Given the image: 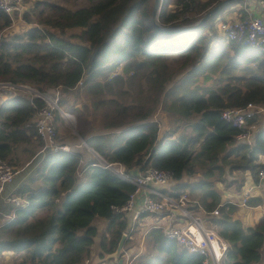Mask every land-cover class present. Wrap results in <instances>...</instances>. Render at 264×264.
<instances>
[{"label":"trees","instance_id":"obj_1","mask_svg":"<svg viewBox=\"0 0 264 264\" xmlns=\"http://www.w3.org/2000/svg\"><path fill=\"white\" fill-rule=\"evenodd\" d=\"M155 1L35 2L29 12L35 25L10 39L0 37V83L37 92L59 89V107L82 121L78 135L97 133L85 143L107 163H120L128 171L165 170L174 181L199 176L176 190L187 191L206 212L218 209L211 224L229 246L221 264H260L264 215L254 228H244L232 218L237 207L221 204L217 184L229 186L227 178L235 170L248 172L257 183L264 167L257 162L264 156V126L251 145L236 144L238 131L220 116L249 103L264 106V56L226 40L214 46L215 21L225 7L240 1L223 4L206 20L223 0H160L152 17ZM10 25V17L0 12V33ZM15 91L0 96V159L12 167L27 165L24 181L10 193L25 207L2 202L4 213L13 217L0 225V255L21 254L19 264H81L90 257L98 219L107 221L108 234L99 242L100 256L114 253L127 226L125 213L115 209L135 186L102 168L90 153L84 161L83 148L85 153L61 150L64 144L57 140V149L44 150L31 163L44 145L34 122L45 102ZM158 112L179 125L170 130L168 123L160 133L159 121H150ZM128 125L119 133L102 134ZM178 128L183 132L173 138ZM247 203L259 201L249 198ZM147 238L148 249L137 264L202 262L200 255L178 249L160 229ZM130 242L127 238L123 246Z\"/></svg>","mask_w":264,"mask_h":264},{"label":"built area","instance_id":"obj_2","mask_svg":"<svg viewBox=\"0 0 264 264\" xmlns=\"http://www.w3.org/2000/svg\"><path fill=\"white\" fill-rule=\"evenodd\" d=\"M24 6L25 0H0V12L10 17L11 23L14 21V16L19 15L24 10ZM248 13L237 20L221 21L217 25V29L226 41L243 44L264 55V17ZM0 87L23 90L29 94L31 99L38 98L45 102V106L36 113L34 122L36 133L44 143L40 153L46 149H57L54 116L57 112H60L59 89H54L48 94L34 91L27 86L14 87L0 83ZM262 113H264V106L249 103L243 108L225 109L220 116L222 120L238 131L234 138L236 144L251 145L257 128L256 124L250 123V121L256 119ZM72 148L73 146L67 144L60 146L63 151H69ZM95 156L102 168L135 186V191L130 195L127 202L122 207L116 208V212L128 214L133 209L135 196L141 190H146L141 206V214L156 217L166 214L179 217L180 221L176 224L169 221L160 226L163 235L174 241L180 250L200 255L202 257L201 264L222 263L228 245L217 233L206 228L204 221V218L218 216V209L206 212L197 201L189 197L186 191L170 193L162 191L167 187L172 191V185L175 183L168 171L150 167L139 174L132 175L122 164L107 163L98 155ZM91 166H96V164ZM18 173L19 171L15 170L14 167L0 159L1 196L5 191V187L13 182ZM258 182L264 184V167L258 172ZM249 198L250 189L245 188L240 204L247 206ZM5 202L15 206H19L21 203L18 198L10 196L6 197ZM137 217L138 215H135L133 220L138 219ZM130 232L126 230L123 232L126 239Z\"/></svg>","mask_w":264,"mask_h":264},{"label":"crops","instance_id":"obj_3","mask_svg":"<svg viewBox=\"0 0 264 264\" xmlns=\"http://www.w3.org/2000/svg\"><path fill=\"white\" fill-rule=\"evenodd\" d=\"M246 1H249V0H243V3L241 1V2H237L235 4H232L230 6L225 7L222 10V12L220 13L218 19L215 21L216 29H217V25L221 21L235 20L238 15H239V17H242L243 15L245 16V15L249 14L248 12H250L251 14H254V15H259V16L264 17V0H252L253 3H247ZM241 3H242V7L240 6ZM220 37L221 38H218V40L215 41L214 46H216L220 40H225L221 35H220ZM4 97L6 98V96H4ZM4 97L2 96V99H5ZM56 114L60 115V112H57ZM80 146H82L83 149L87 148L89 151H92L94 153V151L92 149H90L86 145V143L82 140H81ZM83 149H81L82 152H84ZM78 152H80V151H78ZM90 154L92 155V153H90ZM93 157L96 159L95 156H93ZM85 158L86 159L88 158V154H86V153L84 154V158H83L84 161H86ZM258 159L262 160V159H264V156H259ZM259 162L260 161H258V163ZM79 171L80 170H78V172ZM25 172L26 171H24L23 173H25ZM129 172L132 175H136V174H139L141 171L134 169V170H129ZM24 176L25 175L21 174V172L19 170V173L14 178L13 182L11 184L7 185L5 187V191H4L3 195L2 196L0 195V219H1V217L6 218L7 220L12 219V217H13L12 213H10V214H8V212L4 213L3 207H2V202L5 201L6 197L10 196V193L15 192L16 188L19 187V185L24 181ZM241 178H244V180L242 182H241ZM189 180L191 182L187 181L186 179H185V181H183V179H181L180 181H175V183L172 185V191H170L168 189V187L163 189L162 191H164L166 193L167 192L168 193L174 192V191H177L176 187H178L179 185L193 184L195 182V181L192 182V179H189ZM234 181H238V182H234ZM231 182H233V183H230V184H232L231 186H235V188L218 189L220 192V195H221V204H228L229 203V204L235 205L237 207V210L233 214L232 218L234 220H238L244 228H254L255 225L259 222L260 218H262V216L264 215V184H260L259 182H257V183L253 182L249 173H248V176H246V177L245 176H239L237 178H233V179H231ZM230 184H228V185H230ZM239 184H241V186H240L239 190H237V185H239ZM219 186L224 187V185H221V184H219ZM245 188L250 189V198H252L254 200H258L259 201V203H257L258 205L250 206L247 203V206H242L240 204L242 194H243V191ZM238 191H240V192H238ZM178 192H181V191H178ZM145 193H146V190H141L135 196L132 211H130L128 214H125L126 221H127L126 231H131L127 238H130L131 242H130L129 246H125V247L123 246L122 253L120 256V259H122V264H133L134 261H136L135 264H137L143 258V256L146 254V251L148 248L147 234L151 230L160 229L162 231V229L160 228V226L162 224L167 223L169 221H172V224H176L180 221V218L177 216L172 217L171 215L162 214V215H160L161 218L155 219L158 223L151 225L149 228H145L146 227L145 223L139 224V221L142 218L145 219V217L148 216L146 214L140 213L142 202H143V197H144ZM196 193L198 194L199 191H197ZM170 195H174V194H170ZM192 197L194 198L195 196L192 195ZM12 206H15V205H12ZM19 207H25L24 201L21 200ZM1 215H3V216H1ZM135 215H138V217H137L138 219H136L134 221L133 219H134ZM151 217H156V216H151ZM216 217H218V216H214V217L212 216V217H208L206 219L204 218L206 228L214 231L215 233H217V230H216V227L211 224V220L213 218H216ZM99 220L104 222L105 227H106L107 221L104 219H98L96 221H99ZM1 221H2V219H1ZM96 221L94 222L95 226H96ZM103 227H104V225H103ZM97 230H98L97 236L95 237V242L92 246L90 257L87 260H85L84 262H82L81 264H105V263L106 264H118L113 259L108 258V256L110 254L105 256L104 258H101L99 242H100L103 235L108 237V234L105 233L104 231H103V233H100L102 230H99V229H97ZM144 240L146 243V249L144 247ZM137 243L140 245H137ZM228 248H229V246H228ZM261 257H262V259H261L260 264H264V247L261 250ZM21 261H22V255L15 253L13 251H5V252H2L0 255V264H19Z\"/></svg>","mask_w":264,"mask_h":264},{"label":"rangeland","instance_id":"obj_4","mask_svg":"<svg viewBox=\"0 0 264 264\" xmlns=\"http://www.w3.org/2000/svg\"><path fill=\"white\" fill-rule=\"evenodd\" d=\"M38 1H42V0H25V6H24V10L23 11H21V13L19 14V15H15L14 16V21L11 23V25L8 27V28H6V29H4L1 33H0V37H4L5 39H10L12 36H14V35H20V34H22L24 31H26L27 29H29V28H31V27H33L35 24H34V22L32 21V20H35V18H34V16L33 15H29L30 13V9L33 7V4L35 3V2H38ZM238 1H242V3H243V0H238ZM247 3H253V1L252 0H249V1H246ZM242 3H241V7H242ZM170 8H173V6H171ZM24 12L26 13V15L29 17V20L30 21H32V22H28V20L26 19V17H24L23 15H24ZM239 15L236 17V19L235 20H237V19H240L241 17H239ZM32 19V20H31ZM37 26V25H36ZM215 28H216V25H215ZM216 35L218 36V38H221L220 37V35H219V31H218V29H216ZM264 56V55H263ZM262 58H264V57H262ZM171 66H174V65H176L177 64V62H175V61H170V63H169ZM184 72H186V71H183L182 73H180L176 78H175V80H177V79H179L183 74H184ZM124 87V86H123ZM15 90H20V89H7V88H2V87H0V93L1 92H4V94L3 95H0L1 96V98H2V96H5V94L6 93H8V94H11V95H14V94H18V92L19 91H15ZM32 90H33V88H32ZM23 91V90H22ZM35 91V90H34ZM51 91L52 90H50V91H47L46 93H48V94H50L51 93ZM25 92V91H24ZM28 96H29V94L27 93V92H25ZM26 95V96H27ZM30 97V96H29ZM70 98V100H72V97H69ZM83 98H84V95H81L80 96V100H83ZM63 112V113H62ZM62 113V114H61ZM65 112L61 109V107H60V115L62 116H60L59 114H56L55 116H54V124H55V128H56V140L58 141V142H61V143H63V144H67V145H71V144H75L76 143V141L78 140V139H87V137H89L92 133L91 132H88V133H85V136L84 137H82V136H80V135H78V133H77V131L78 130H83V126L81 125V123H82V121H80L75 115H73V114H70V113H65ZM159 113H161V112H158L157 113V115L155 116V118L159 115ZM90 119H91V121H92V123H95V118L94 117H90ZM157 119V118H156ZM156 121V120H155ZM157 121H159V123H160V133H162L166 128H168V123H172L171 125H170V130H174L175 129V127H176V125H179L178 123H173L172 122V120H165V119H161V118H158L157 119ZM255 124H256V128H257V131H258V129L260 130L261 129V127H263L264 126V113H262L261 115H259L258 117H256V120H255ZM110 130V129H109ZM105 131H107V130H105ZM102 132H104V131H102ZM183 132V129L182 128H178V130H177V132L173 135V138H176L178 135H179V133H182ZM93 133H95V132H93ZM102 134H105V133H102ZM160 137H161V135H160ZM85 148V147H84ZM228 150H229V148H228ZM85 151L87 152V154H89V153H92V155L93 156H95V154L96 155H98L97 153H93L92 151H89L87 148H85ZM18 154H19V152H18ZM99 156V155H98ZM96 157V156H95ZM24 156H22V159H23V161H22V163H24L26 160H24ZM258 161H260L259 163H261V164H264V159H258ZM257 161V162H258ZM25 166H27V165H25ZM24 166V167H25ZM24 167H14V169L15 170H17V171H19L20 170V172H21V174H24L23 172V168ZM30 171V170H29ZM28 171V172H29ZM27 172V173H28ZM24 175H26V174H24ZM239 176H248V172H243L242 170H235L234 171V173H233V175L232 176H228V178H227V182L228 183H233V182H231V179H233V178H237V177H239ZM199 176H195V177H193V178H188V177H184L183 178V181H185V179L187 180V181H190L189 179H192V182H196V181H198L199 180ZM191 182V181H190ZM234 182H238V181H234ZM218 185V189H223V188H235V186H231L232 184H230L229 186H225L224 185V187L223 186H219V184H217ZM236 191V190H235ZM237 192V191H236ZM238 192H240V191H238ZM192 196V195H191ZM191 198V197H190ZM192 199V198H191ZM149 216V217H148ZM148 216H146L145 217V219H141L140 221H139V224H141V223H145V225H146V227L145 228H149L151 225H154V224H157L158 222L155 220V219H159V218H161V216L159 217H151L150 215H148ZM1 219H2V221H1ZM0 219V225L3 223V222H5L7 219L6 218H4V217H2ZM103 225H104V227H103ZM96 227H97V229H99V230H102L100 233H103V231H104V229H105V224H104V222H102L101 220H99V221H96ZM137 245H140V244H138L137 243ZM140 247V246H139ZM144 247H145V249H146V243H145V240H144ZM148 249V248H147ZM145 252V251H144ZM136 263V261H134L133 262V264H135ZM106 264V263H105Z\"/></svg>","mask_w":264,"mask_h":264},{"label":"water","instance_id":"obj_5","mask_svg":"<svg viewBox=\"0 0 264 264\" xmlns=\"http://www.w3.org/2000/svg\"><path fill=\"white\" fill-rule=\"evenodd\" d=\"M231 1H233V0H223V2L221 4L215 6L209 13H207L202 20H206L211 15H213L218 9H220V7L223 4L229 3ZM159 10H160V0H156L155 1V6H154V10H153V13H152V17H156ZM161 116L162 115L159 114L156 118L158 119ZM156 118L154 117L150 121H155V120H157ZM129 126L130 125L124 126V127H120V128H117V129H110V130L104 131L102 133H105V134L119 133V132L125 130L126 128H128ZM96 134L97 133H92L89 137H87V139L92 137L93 135H96ZM81 140L85 142L86 139H84V140L83 139H78L75 144H71V146H73V148H72L73 150L80 151L83 148L82 146H80ZM43 154H44L43 152L38 153L37 157L34 160H32L31 163L34 164L35 162H37L39 157H41ZM82 167H83V163L80 164V166L78 167V170H81ZM125 240H126V236L122 235V237H121V239H120V241L118 243V246L116 248V251L108 256L109 259H113L118 264H122V259H120V256H121V253H122V249H123V245H124Z\"/></svg>","mask_w":264,"mask_h":264}]
</instances>
